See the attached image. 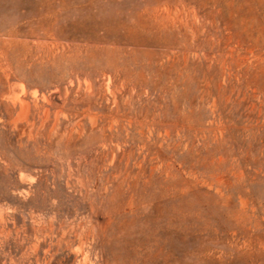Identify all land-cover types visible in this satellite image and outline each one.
I'll return each mask as SVG.
<instances>
[{
  "label": "rangeland",
  "instance_id": "1",
  "mask_svg": "<svg viewBox=\"0 0 264 264\" xmlns=\"http://www.w3.org/2000/svg\"><path fill=\"white\" fill-rule=\"evenodd\" d=\"M0 264H264V0H0Z\"/></svg>",
  "mask_w": 264,
  "mask_h": 264
},
{
  "label": "bare ground",
  "instance_id": "2",
  "mask_svg": "<svg viewBox=\"0 0 264 264\" xmlns=\"http://www.w3.org/2000/svg\"><path fill=\"white\" fill-rule=\"evenodd\" d=\"M145 10H147V9H145ZM156 14V13H155Z\"/></svg>",
  "mask_w": 264,
  "mask_h": 264
}]
</instances>
